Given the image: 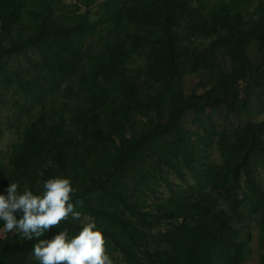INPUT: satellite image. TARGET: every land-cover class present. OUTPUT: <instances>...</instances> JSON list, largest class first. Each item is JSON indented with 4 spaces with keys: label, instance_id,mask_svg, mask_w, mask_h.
<instances>
[{
    "label": "trees",
    "instance_id": "16d2710c",
    "mask_svg": "<svg viewBox=\"0 0 264 264\" xmlns=\"http://www.w3.org/2000/svg\"><path fill=\"white\" fill-rule=\"evenodd\" d=\"M7 91L26 122L0 194L59 177L83 202L41 239L94 222L113 264H243L256 230L264 264V0H0ZM37 242L0 221V264Z\"/></svg>",
    "mask_w": 264,
    "mask_h": 264
},
{
    "label": "clouds",
    "instance_id": "9594fccd",
    "mask_svg": "<svg viewBox=\"0 0 264 264\" xmlns=\"http://www.w3.org/2000/svg\"><path fill=\"white\" fill-rule=\"evenodd\" d=\"M43 193L33 194L25 185L9 183L5 194H0V221L3 231L19 234L24 240L38 241L32 254L39 264H113L108 254L107 241L94 222H88L74 237L67 229L60 230L51 239H41L52 229L60 228L69 217L81 220L77 209L83 202L76 200L70 179L52 178L43 184Z\"/></svg>",
    "mask_w": 264,
    "mask_h": 264
},
{
    "label": "rangeland",
    "instance_id": "374dc122",
    "mask_svg": "<svg viewBox=\"0 0 264 264\" xmlns=\"http://www.w3.org/2000/svg\"><path fill=\"white\" fill-rule=\"evenodd\" d=\"M72 0H62L64 3H70ZM28 65L27 61L21 57L18 61H13V67L14 68H21ZM199 79L195 78L193 81H188L186 83L187 89L193 87L196 83H198ZM7 100L5 101L4 106H0V122L1 127L5 131V134L3 138L0 141V159L7 158V155L10 151L11 144L17 140L16 136V127L19 125H23L26 122V115L19 112L17 105V102H19L18 97H14L13 94L9 91H7ZM63 92H60V94L57 95V101L55 107H64L66 104L71 107V102L65 98L62 97ZM5 98V99H6ZM73 101V100H72ZM50 105H47L46 107L49 108ZM38 106H33V110L31 113H35V110H38ZM20 126V128H21ZM9 127V129L7 128ZM11 127V129H10ZM219 162V157L217 152L214 149L209 150V157H208V163L211 166V168L214 170L215 165ZM214 186V185H213ZM88 221V220H87ZM84 220V222H87ZM253 235V242H252V255L249 260H247L243 264H257L259 260V253L257 251V243H256V230L252 231ZM34 258V257H33Z\"/></svg>",
    "mask_w": 264,
    "mask_h": 264
}]
</instances>
